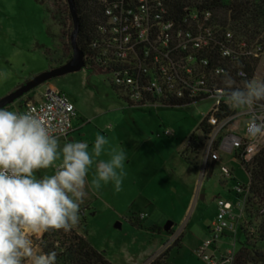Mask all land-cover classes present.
<instances>
[{
	"label": "rangeland",
	"instance_id": "374dc122",
	"mask_svg": "<svg viewBox=\"0 0 264 264\" xmlns=\"http://www.w3.org/2000/svg\"><path fill=\"white\" fill-rule=\"evenodd\" d=\"M60 33L61 27L39 1L0 0V98L59 66ZM263 78L264 54L252 79ZM48 89L65 93L77 110L74 132L60 138L61 145L82 141L91 149L99 133L109 142L100 159H108L113 148L126 154L121 190L111 182L102 184L99 194L88 188L73 229L80 232L84 218L88 242L112 264H147L166 247L172 264H207L199 252L217 217L218 197L234 201L236 183L248 181L240 163L227 153L219 151L217 161L207 163H214L210 177H205L203 151L198 154V169L182 156L187 139L214 101L184 108L134 107L114 90L109 76L87 68L40 85L32 91L35 101L40 91ZM10 107L15 109V104ZM245 122L244 116L234 120L226 132L241 133ZM166 129L173 135L166 136ZM222 166L235 172L236 181L222 183ZM45 174H52V169L36 173L38 178ZM168 223L172 234L165 231ZM42 236L34 237L39 253H43ZM237 236L243 239L240 232ZM178 238L180 247L173 245ZM223 239L205 248V254L220 257L227 249L239 248L233 238Z\"/></svg>",
	"mask_w": 264,
	"mask_h": 264
},
{
	"label": "built area",
	"instance_id": "2783aa9c",
	"mask_svg": "<svg viewBox=\"0 0 264 264\" xmlns=\"http://www.w3.org/2000/svg\"><path fill=\"white\" fill-rule=\"evenodd\" d=\"M99 1L104 20L98 27L99 39L93 43L91 54L85 56V62L107 72L111 85L127 97L131 106L137 107L142 102L144 106H160L158 103L146 104V88L153 89L158 94L165 91L168 95L183 97L179 85L192 82V75L196 72L193 57L198 49L209 44V38L212 37L211 13L206 11L200 17L197 12L185 7L182 8L184 15H180L173 0ZM173 7L176 11L171 10ZM180 22L186 26L183 27ZM231 37L232 34L226 31V38ZM95 47L97 51H93ZM231 53L230 49H225L221 55L228 57ZM199 61L202 66L209 64L207 59ZM86 67L94 72L87 64ZM152 71L153 78H147ZM43 97L40 103L26 104L21 113L31 112L39 116L54 133L59 134L58 130L62 129L63 134L59 138L67 139L74 132L73 123L77 117L75 105L65 93L58 91L48 89ZM209 100L214 101V104L204 118H209L215 127L203 150V168L207 167L209 161H217L220 151L227 153L244 169L243 165L250 163L264 148V138L255 143L250 141L246 122L241 133L226 132V128L234 120L243 116L247 120L249 117L235 114L218 123L214 112L220 99ZM164 134L173 135L169 129ZM234 176L231 168L221 167L222 181H233ZM247 177L249 178L248 174ZM244 187L247 185L236 183L234 192L237 197L234 201L223 198L217 200V217L211 225L209 238L199 252L207 264H224L229 257L233 264L235 248L227 249L220 257L205 254V248L214 246L227 234L228 237H236V223L244 216L248 196Z\"/></svg>",
	"mask_w": 264,
	"mask_h": 264
},
{
	"label": "trees",
	"instance_id": "16d2710c",
	"mask_svg": "<svg viewBox=\"0 0 264 264\" xmlns=\"http://www.w3.org/2000/svg\"><path fill=\"white\" fill-rule=\"evenodd\" d=\"M37 1L51 15L53 23L61 27L59 36L60 42L62 38L61 49L59 48L61 62L58 63L61 65L72 56L70 35L73 24L67 1ZM75 1L81 21L78 43L85 56H88L91 54L93 43L99 39L98 27L104 20L102 5L99 0ZM173 2L180 15H184L182 8L185 9V7L197 12L200 17L203 16L202 13L209 11L212 18V37L209 38V44L198 49V53L193 57L196 72L192 75V82L188 81L187 84L179 85L183 91V97L177 98L174 95H168L165 91L158 94L155 90L146 88V94H144L146 104L147 102L158 103L165 108L198 105L209 99L217 100L219 90L224 87L223 73L230 75L235 80L236 86L243 85L245 80H251L254 77L264 54V0H173ZM174 7L171 8L172 11ZM180 23L183 27L186 26L185 23ZM226 31L232 34L230 39L226 38ZM225 49L232 51L228 57L221 55ZM93 51H97V48H93ZM201 59H207L209 64L202 66L199 63ZM86 64L94 72L109 76L99 67H92L88 62ZM153 76L152 71L147 78H153ZM113 88L130 105L127 97L121 95L115 87ZM59 93L63 92L59 91ZM25 98L27 102L24 101ZM43 99V94L40 93L35 101V96L31 91L14 103L15 109H12L11 105L7 109L21 113L26 104L40 103ZM143 106L144 102L137 107ZM215 109L214 118L218 123L232 117L238 111L222 100ZM214 127L215 125L211 124L209 118H204L197 130L187 139L182 156L197 169L200 168L198 154L204 150L206 140ZM243 167L249 175L247 187L243 188L248 192V196L244 216L236 223L237 234L240 232L243 239H238L237 234L236 237H232L234 243L239 244V248L235 249L233 264H264V148ZM213 171L214 163H211L205 169V177H210ZM80 229V232L72 229L67 233L62 230L44 233L40 243L43 253L54 251L57 254L56 264H112L88 242L84 218H82ZM169 233L172 234V230ZM173 245L180 247V239L173 241ZM147 264H172L170 263V247H166Z\"/></svg>",
	"mask_w": 264,
	"mask_h": 264
},
{
	"label": "clouds",
	"instance_id": "9594fccd",
	"mask_svg": "<svg viewBox=\"0 0 264 264\" xmlns=\"http://www.w3.org/2000/svg\"><path fill=\"white\" fill-rule=\"evenodd\" d=\"M223 72V70H220ZM216 97L247 115L252 142L264 138V80H235L223 73ZM39 116L0 107V264H56L57 254L39 253L34 237L52 231L70 232L80 221L88 188L99 194L102 184L121 190L126 154L115 148L100 159L108 140L99 133L89 148L82 141L61 145ZM52 174L38 178L40 170ZM92 173V179L88 177ZM231 257L224 264H231Z\"/></svg>",
	"mask_w": 264,
	"mask_h": 264
},
{
	"label": "water",
	"instance_id": "95a60500",
	"mask_svg": "<svg viewBox=\"0 0 264 264\" xmlns=\"http://www.w3.org/2000/svg\"><path fill=\"white\" fill-rule=\"evenodd\" d=\"M69 12L71 14L73 30L70 35L72 56L71 58L57 67H54L48 71H45L21 86L17 87L14 91L8 95L0 98V107L7 108L14 104L17 100L21 99L24 95L30 93L42 84L49 82L55 78L62 77L67 74L79 72L86 67L85 53L78 43V37L80 32L81 21L77 12V5L75 0H66ZM172 227V223H168L165 226V231H169Z\"/></svg>",
	"mask_w": 264,
	"mask_h": 264
},
{
	"label": "crops",
	"instance_id": "0c3cea01",
	"mask_svg": "<svg viewBox=\"0 0 264 264\" xmlns=\"http://www.w3.org/2000/svg\"><path fill=\"white\" fill-rule=\"evenodd\" d=\"M40 93L43 94L44 91H40ZM76 119H77V118H76ZM74 129H75V128H74ZM231 159H232V158H231ZM232 161H234V160L232 159ZM245 173H246V172H245ZM234 174H235V172H234ZM246 175H247V174H246ZM221 181H222V180H221ZM233 181H236V175L234 176V180H233ZM222 183L227 184L228 182H226V181H222ZM219 198H221V197L219 196L218 199H219ZM212 223H213V221H212ZM212 223H211V225H212ZM171 229H172V228H171ZM225 237H226V238H225ZM225 237H223V238H224V239H227V238H228V234H227ZM224 239H223V240H224ZM215 248H216V247H215ZM216 249H217V248H216ZM221 255H222V254H221ZM221 255H220V256H221Z\"/></svg>",
	"mask_w": 264,
	"mask_h": 264
}]
</instances>
